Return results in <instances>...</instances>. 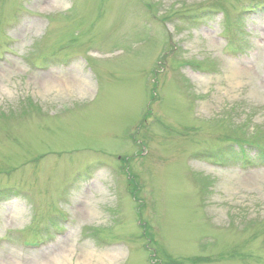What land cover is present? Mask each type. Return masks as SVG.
<instances>
[{
  "label": "rangeland",
  "instance_id": "rangeland-1",
  "mask_svg": "<svg viewBox=\"0 0 264 264\" xmlns=\"http://www.w3.org/2000/svg\"><path fill=\"white\" fill-rule=\"evenodd\" d=\"M19 1L0 0V50L11 41L13 52L0 66V188L17 184L30 195L0 207V236L19 229L28 240L48 237L52 224L41 222L53 208L74 223L51 252L7 245L0 264H195L196 255L209 258L203 264H264V168L242 169L261 161L254 149L222 146L256 131L264 144V16L244 18L241 30L205 6L249 8L239 0H141L147 15L116 0H28L31 12L14 31L6 22L20 18ZM199 7L208 9L199 26H151ZM241 47L244 54L229 55ZM33 48L38 56L83 53L94 72L78 59L68 70L35 73L23 60ZM64 108L73 111L59 116ZM200 150L206 158L194 156ZM220 154L239 161L211 165ZM100 162L109 167L75 204V193L57 200L70 174ZM91 229L124 243L99 245Z\"/></svg>",
  "mask_w": 264,
  "mask_h": 264
},
{
  "label": "trees",
  "instance_id": "trees-1",
  "mask_svg": "<svg viewBox=\"0 0 264 264\" xmlns=\"http://www.w3.org/2000/svg\"><path fill=\"white\" fill-rule=\"evenodd\" d=\"M245 137H248V136L245 135ZM249 137L251 138L250 142L253 143L254 145L262 144L264 146V144L260 141V140H262L263 137L258 134V131L254 132Z\"/></svg>",
  "mask_w": 264,
  "mask_h": 264
},
{
  "label": "bare ground",
  "instance_id": "bare-ground-1",
  "mask_svg": "<svg viewBox=\"0 0 264 264\" xmlns=\"http://www.w3.org/2000/svg\"><path fill=\"white\" fill-rule=\"evenodd\" d=\"M115 72L117 73V69L115 70ZM111 73H112V72H110V74H111ZM41 76H46V77H47V76H53V75H41ZM47 80H48V79H47ZM44 82H45V81H44ZM47 82H49V80H48ZM48 84H49V83H48ZM82 86H83L82 83H78V84H77V87H78V88H80V87H82ZM116 88H117V87H116ZM51 251H52V250H51ZM51 251H50V250H47V251H45V254L48 253V252H51ZM53 251H55V250H53ZM64 253H65V252H64ZM109 253H110V252H109ZM111 253H112V252H111ZM111 253H110V254H111ZM114 253L116 254V253H118V252L114 251ZM38 255H40V254H38Z\"/></svg>",
  "mask_w": 264,
  "mask_h": 264
}]
</instances>
